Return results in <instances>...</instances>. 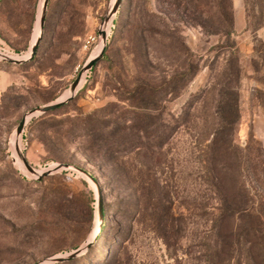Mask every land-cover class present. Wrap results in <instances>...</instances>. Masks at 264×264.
I'll list each match as a JSON object with an SVG mask.
<instances>
[{"label":"rangeland","instance_id":"374dc122","mask_svg":"<svg viewBox=\"0 0 264 264\" xmlns=\"http://www.w3.org/2000/svg\"><path fill=\"white\" fill-rule=\"evenodd\" d=\"M42 3L0 0L1 53L26 58ZM100 29L73 98L18 137L37 171L94 181L36 179L15 129ZM86 243L51 264H264V0H48L32 58H0V264Z\"/></svg>","mask_w":264,"mask_h":264},{"label":"water","instance_id":"95a60500","mask_svg":"<svg viewBox=\"0 0 264 264\" xmlns=\"http://www.w3.org/2000/svg\"><path fill=\"white\" fill-rule=\"evenodd\" d=\"M47 2H48V0H43L42 6H41V13H40V17H39V34L35 38V40L32 42V44L30 46V52H29V57L28 58H31L33 56V54L36 52L37 45H38V43L40 41L41 31H42V28H43V20H44V15H45V11H46ZM99 34L101 35V43H102L101 50L99 51V53L95 57L90 59L82 67V69L79 72V74L76 76V78L69 85V88L67 90L69 92V95L66 98H64L63 100L54 101V102H51V103H48V104H45V105H42V106H37V107H34L32 109H29L28 111H26L24 113V115L22 116L20 122L18 123V125H17V127L15 129V135H16L15 148H16V153L18 155V158L20 159V161L22 162L23 166L26 168V170L31 175L34 174V175L37 176L36 179H40V178H42L44 176L56 173V172H58L60 170L69 169V170H76L78 172H81L88 179H90L92 182L94 181L89 173H87L84 170H81L79 168H76V167H74L72 165H69V164H57V165H55V166H53V167H51V168H49V169H47V170H45L43 172L37 173V170L35 168H33L27 162V160L25 159L23 153L21 152V150L19 148V145H18V137L21 134V132L23 130V127H24V125L26 124V122L28 120H31L33 118H37V117L41 116L42 114H45V113H47L49 111H52V110L56 109L57 107H59L60 105L70 101L73 98V96L75 95V93H76V91L78 89V86L80 84L82 73L83 72L84 73L88 72L93 67V65L96 63V61H98L103 56L104 49H105L106 43H107V34H106V31L104 29H100L99 30ZM0 58L2 60H4V61L8 62V63H11V64H21L22 62H24V61H26L28 59V58L27 59L14 58L12 56L6 55V54L1 53V52H0ZM100 211H101V208L99 207V209H98V217H100ZM88 245H90V243H86L82 248H79V249L75 250L74 252H72L71 254H68L66 256H59V257L51 258V259L48 260L47 264L58 263V262H62V261L68 260L70 258H73L74 256L78 255V253H80L84 248H87Z\"/></svg>","mask_w":264,"mask_h":264},{"label":"bare ground","instance_id":"6f19581e","mask_svg":"<svg viewBox=\"0 0 264 264\" xmlns=\"http://www.w3.org/2000/svg\"><path fill=\"white\" fill-rule=\"evenodd\" d=\"M38 19H39V18H37V29H36V32H37V33L39 32V29H38ZM38 34H39V33H38ZM34 40H35V39H34ZM100 48H101V46H99V47L97 48V50H96V52H95V55L99 53V51L101 50ZM28 56H29V53L26 55V58H25V59H27ZM68 95H69V92L66 90L65 93L62 95V97H60L59 100H57V101L63 100V99L66 98ZM15 141H16V140L13 139L12 147H14V142H15ZM54 166H55V165H54ZM37 173H40V171H37ZM97 220H98V218H97V216H96V222H97ZM96 228H97V227H96ZM97 229H98V228H97ZM96 233H97V230H96ZM95 235H96V234H95Z\"/></svg>","mask_w":264,"mask_h":264},{"label":"trees","instance_id":"16d2710c","mask_svg":"<svg viewBox=\"0 0 264 264\" xmlns=\"http://www.w3.org/2000/svg\"><path fill=\"white\" fill-rule=\"evenodd\" d=\"M31 58H32V57H31ZM62 105H64V104H62ZM62 105H60V106L57 107L56 109L60 108ZM56 109H55V110H56ZM49 112H50V111H49ZM47 113H48V112H47ZM45 114H46V113H45ZM45 114H42L41 116H39V117H37V118H33V119H31L30 122H35V121H37L38 119L43 118ZM90 176L93 178V176H92L91 174H90ZM93 179H94V178H93ZM102 213H103V210L100 211V216H101ZM99 227H100V231H101V229H102V228H101V224H100ZM72 259H73V258H70V259H68V260H65V261H62V262H58V263H63V262H67V263H69V262L72 261Z\"/></svg>","mask_w":264,"mask_h":264}]
</instances>
